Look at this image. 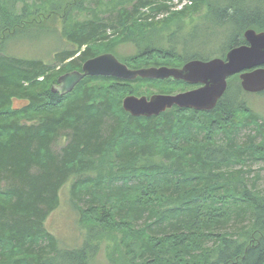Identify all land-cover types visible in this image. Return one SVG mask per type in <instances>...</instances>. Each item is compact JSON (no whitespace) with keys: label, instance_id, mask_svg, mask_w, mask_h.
<instances>
[{"label":"trees","instance_id":"16d2710c","mask_svg":"<svg viewBox=\"0 0 264 264\" xmlns=\"http://www.w3.org/2000/svg\"><path fill=\"white\" fill-rule=\"evenodd\" d=\"M163 1L120 0L114 19L93 16L64 29L75 49L56 54L53 66L0 55V264H87L104 239L115 264H264V189L243 171L249 160L264 161V121L240 98L238 75L228 77L210 111L173 107L148 118L124 112L122 99L191 84L85 77L66 95L51 89L59 76L126 40L138 49L121 60L129 69H179L211 59L200 34L223 33L217 54L224 60L246 44V30L264 32V0H196L155 21ZM82 3L72 0L71 8L89 11ZM37 5L0 0V37L32 26L26 20ZM201 7V27L193 23L185 35L177 26L164 46L146 43L151 30ZM15 100L25 104L13 107ZM69 182L85 233L78 248L64 249L44 223Z\"/></svg>","mask_w":264,"mask_h":264},{"label":"rangeland","instance_id":"374dc122","mask_svg":"<svg viewBox=\"0 0 264 264\" xmlns=\"http://www.w3.org/2000/svg\"><path fill=\"white\" fill-rule=\"evenodd\" d=\"M33 1H35L36 4L39 3L37 6L40 7V11L37 13L32 11L33 13H31L29 19L26 20L27 22L31 21L33 25L18 28L14 34L8 35L6 39H3L4 36L0 37V55L12 56L26 60H40L51 66L55 64L54 57L56 54L62 51H72L75 49V46L62 35L64 29H66L67 33L71 25L75 23H81L92 18L93 16L103 19L109 18L112 20L117 16V13L113 14L111 11H115L124 6V4H117L120 0H83L82 4L90 10L79 11L77 9L71 8L73 7L71 4L72 0H47L48 2L52 3H46L45 0H32V4ZM195 1L196 0H192L190 5L185 4V6H182V8L179 10L175 8L173 0H164L163 4L166 7L165 10L155 14L156 16L154 15V20L158 21L160 19H166L171 14L181 10H186L192 6ZM52 7L57 8V11L53 12V10H51ZM142 12H146L148 14V11L145 9L142 10ZM39 15L43 16L39 17ZM204 15L205 9L204 7H201L200 11L191 18L182 19L180 21L172 20L167 26L162 24V26H158L154 32H152V30L149 32L148 37L150 38L146 41V43H149L154 47L164 46L166 41L165 38L170 31L175 30L177 26L181 25L183 28L180 29L186 35V32L191 29L193 23H198L200 27L202 23H206ZM105 36L108 38H113V31L108 29ZM200 37H206L203 41L204 47L205 50L213 53L214 56L212 55L210 57L211 59L222 58L219 57V53L217 54V49H219L221 40L224 37L222 32L213 31L210 34H205L204 36L200 34ZM144 45V43H141L140 47H143ZM137 52L138 49L135 42L126 40L125 42L116 45L113 53L110 52V54H113V56L118 61L122 62V59L129 58L135 55ZM59 68L60 67H57L56 70ZM235 83L236 82L234 81L233 84ZM197 87L198 85H190V87L187 88L180 87L175 93L165 95H174L195 89ZM233 91L234 90L231 92ZM154 94L162 93L154 91L150 96ZM150 96L145 97L149 98ZM240 98H242L245 106L249 109V111H251L250 113L253 116L258 117V122L264 121V93H243V96ZM24 104L25 101L15 100L13 102V107H20ZM248 132L249 131L247 129L241 131L239 135L240 142L245 139L244 135H248ZM244 165H246V167L243 168V171L249 172L248 175L250 177H258L256 187H258V189H264V161L251 162V160H249ZM70 189L71 182L65 184L61 188L59 205L53 212H51L44 223L46 231L53 235L59 246L64 249L78 248L83 241L85 233V229L79 224L78 212L70 202ZM109 242V240L104 239L100 243V247L96 252V255L93 258H90L87 264H115L110 260L111 258L109 259L108 257L107 245H109ZM111 245H113L112 242H110V246ZM112 249V247L109 248L110 251H112ZM121 257L122 254L118 253L113 256V258H117V260Z\"/></svg>","mask_w":264,"mask_h":264},{"label":"water","instance_id":"95a60500","mask_svg":"<svg viewBox=\"0 0 264 264\" xmlns=\"http://www.w3.org/2000/svg\"><path fill=\"white\" fill-rule=\"evenodd\" d=\"M246 42L229 50L225 59L192 60L181 68L148 67L129 69L112 54H100L82 63L80 71H71L58 77L52 91L61 95L70 93L85 77H112L133 81L136 78L153 80H180L197 88L174 95L154 94L147 97L126 96L122 109L132 117L158 116L177 107L196 111H210L223 96L228 77L238 75L245 93L264 91V32L251 29L243 33Z\"/></svg>","mask_w":264,"mask_h":264},{"label":"built area","instance_id":"2783aa9c","mask_svg":"<svg viewBox=\"0 0 264 264\" xmlns=\"http://www.w3.org/2000/svg\"><path fill=\"white\" fill-rule=\"evenodd\" d=\"M173 2H174L175 8L180 10L182 6H185V4L190 5L192 3V0H173Z\"/></svg>","mask_w":264,"mask_h":264},{"label":"flooded vegetation","instance_id":"af4514ba","mask_svg":"<svg viewBox=\"0 0 264 264\" xmlns=\"http://www.w3.org/2000/svg\"><path fill=\"white\" fill-rule=\"evenodd\" d=\"M264 67V66H263Z\"/></svg>","mask_w":264,"mask_h":264}]
</instances>
